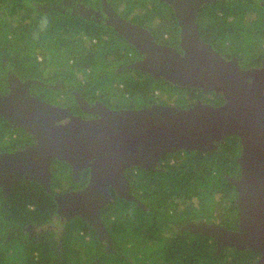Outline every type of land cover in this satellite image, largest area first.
I'll return each instance as SVG.
<instances>
[{"label":"trees","instance_id":"trees-1","mask_svg":"<svg viewBox=\"0 0 264 264\" xmlns=\"http://www.w3.org/2000/svg\"><path fill=\"white\" fill-rule=\"evenodd\" d=\"M90 1L96 3L99 0ZM110 1L116 6L124 3L123 14L148 26L159 42L178 46L180 25L168 2ZM263 2L215 0L203 4L198 15L203 38L225 57L238 56L243 67L260 65L264 55ZM137 8L141 10L137 11ZM14 16H18L15 24L12 23ZM44 18H47L46 26H42ZM4 53L13 59L10 66L2 60ZM40 54L43 59H39ZM133 54H138L137 48L113 26H102L74 14L64 0H0V89L7 85V71L13 68L22 79L33 77L57 85L55 78H61L64 86L58 85L60 95L71 90V97L75 98L72 92L77 89L88 100L100 99L112 108L169 103L161 98L163 94L172 98L177 96L173 103L179 107H189L198 99L215 105L225 101L221 92L209 93L201 87L179 85L128 67L127 64L134 60ZM50 67V73L46 74ZM68 86L70 89L66 90ZM183 93L191 99L185 98ZM54 97L56 104L71 106L59 99V95ZM43 98L52 101L45 95ZM72 107L76 113L81 112L77 105ZM2 125L5 127L0 129L1 151L34 142L26 130L0 116ZM241 150L239 135H231L214 150L169 152L160 162L164 169L142 166L127 169L133 183L132 191L145 206L120 197L111 188L114 200L102 209L104 223L114 239V246L109 248L103 244L95 227L81 215L69 220L60 252L50 246L48 234L47 239L30 245L19 238L16 234L27 231L22 223L47 224L59 206L42 184L21 179L13 187L7 207L4 206L6 197L0 195V264L251 262L260 253L256 249L225 246L218 254V243L213 237L186 230L189 235L184 239L171 226V223L186 219L214 218L216 203L223 210L220 221L230 228L238 225V191L227 173L240 175L238 156ZM64 164L61 168L60 165L52 166V184L56 191L65 189L64 184L75 185L69 164ZM81 174L88 178L90 170L85 168ZM218 194L221 198H216Z\"/></svg>","mask_w":264,"mask_h":264},{"label":"water","instance_id":"water-1","mask_svg":"<svg viewBox=\"0 0 264 264\" xmlns=\"http://www.w3.org/2000/svg\"><path fill=\"white\" fill-rule=\"evenodd\" d=\"M164 1L174 8L180 25L178 46L157 41L147 26L103 0L107 23L144 54L128 67L179 85L221 92L225 101L112 108L101 100L91 103L76 91L82 111L97 115L87 118L70 106L35 95L31 86L39 79H22L10 71L9 90L0 93V116L26 130L34 143L0 153V186L9 197L19 180L32 179L53 192L56 159L70 163L75 174L89 168L83 188L56 194L55 199L71 215L90 222L101 240H112L102 217L103 207L114 200L111 187L120 197L138 201L127 169L151 168L167 153L181 149L214 150L228 136L239 135L241 175L231 177L238 190L239 228L202 219L188 221L182 229L213 237L218 243L216 253L225 246L259 250L262 255L252 264H264V58L260 66L243 67L238 56L225 57L203 38L199 11L215 0ZM77 12L85 16L87 10Z\"/></svg>","mask_w":264,"mask_h":264},{"label":"flooded vegetation","instance_id":"flooded-vegetation-1","mask_svg":"<svg viewBox=\"0 0 264 264\" xmlns=\"http://www.w3.org/2000/svg\"><path fill=\"white\" fill-rule=\"evenodd\" d=\"M95 1H97V0H95ZM110 1V0H109ZM110 2H112V1H110ZM64 3H66V5L68 6V7H72V12L74 13V14H78V15H80V13L79 12H77V11H80V10H84V9H86L87 10V12H86V15L85 16H83L82 15V17H84V18H87L88 20H90V21H95V22H97V23H99V24H101L102 26H109L110 24H108L107 23V17H106V14H105V12H104V9H103V0H99V1H97L96 3H93V2H91L90 0H64ZM112 4H113V2H112ZM63 5V4H62ZM56 6L57 7H59V6H61V4H56ZM113 6L115 7V9H117L118 10V12L121 14V15H123V16H125L124 14H123V9H119V8H116V6H115V4H113ZM110 26H112V25H110ZM146 26V25H145ZM148 27V26H147ZM149 28V27H148ZM107 29V28H106ZM150 29V28H149ZM151 30V29H150ZM153 33V32H152ZM122 35V34H121ZM158 41V40H157ZM162 43V42H161ZM144 57V54H142V53H140L139 51H138V54L137 55H135V54H133V59L134 60H132L130 63H132V62H134V61H137V60H140V59H142ZM264 58V55H263V57H262V59ZM262 59H261V61H262ZM129 63V64H130ZM129 64H127V66L129 65ZM261 65V64H260ZM260 65H254V66H260ZM11 71V73L12 74H18L13 68H9L8 69V71H7V77H9L8 75H9V72ZM18 76L19 77H21L19 74H18ZM22 78V77H21ZM9 79V78H8ZM7 79V85H5V86H3L1 89H0V93H6V92H8V90H9V87H10V83H9V80ZM23 79H26V78H23ZM41 82H39L40 84H42L43 86H45L46 87V85L47 86H54L55 84H52V83H50V82H48V81H46V80H44V79H41L40 80ZM56 82H57V85H60V86H64V83L62 82V80H58V79H56L55 80ZM59 82H60V84H59ZM36 84V83H35ZM34 84H32V86H33ZM7 86H8V89H7ZM32 86H31V90H32ZM76 91H79V90H77V89H75V90H73V93L74 92H76ZM32 92L35 94V95H37V96H39V97H41V98H43V96H42V94H40L39 95V93L38 92H36L35 90H32ZM79 92H81V91H79ZM82 93V92H81ZM209 93H211V91H209ZM97 100H100V99H95L94 101H90L91 103H94V102H96ZM199 100H205V99H198V100H196L195 102H197V101H199ZM74 101V102H73ZM207 101V100H206ZM194 102V103H195ZM71 108L73 109V111L75 112V110H74V108L72 107V106H74V104L75 105H77L78 107H80V105H79V103L77 102V100H76V98H74V100H71ZM167 104H173V105H175L174 103H167ZM80 109H81V112L80 113H76V114H82V115H84L85 117H87V118H91V117H96L97 115L96 114H94V113H88V112H83V111H85V110H83L81 107H80ZM83 110V111H82ZM22 147H24L23 145L21 146V148ZM18 148H20V147H17V148H14V149H12V150H15V149H18ZM6 151H8V150H0V153H2V152H6ZM241 152H242V150H241ZM168 154V153H167ZM241 154V153H240ZM166 156V155H165ZM165 156H163L161 159H160V161H159V163L156 165V166H153V167H155V169H164V167L162 166V164H160V162H163V158L165 157ZM238 158H239V156H238ZM64 162L65 161H59L58 159H56L53 163H52V166H54V167H58L59 165H60V168L61 167H63V166H65V164H64ZM68 163V162H67ZM69 165L68 166H70V168H71V172H72V174H73V176H74V178H75V185L74 186H70L69 184H66V186L64 187L65 189H63V190H61V189H58V191H56L55 190V187H53V184H52V187H53V192H50L53 196H54V198H55V195L56 194H62V193H65V192H68V191H71V190H76V189H80V188H83L86 184H87V182H88V180H89V177L88 178H86V177H83L82 176V174H81V172L85 169L84 167L82 168V169H80L79 170V172H78V174H75L74 172H73V168H72V166L70 165V163H68ZM153 167H151V168H153ZM129 169H131V168H129ZM53 170V169H52ZM88 170H89V168H88ZM240 170H241V168H240ZM240 175H241V171H240ZM240 175H238L237 177L235 176V175H232V174H229V173H227V176H228V178L231 180V177H235V178H239L240 177ZM89 176H90V174H89ZM127 176H129V175H127ZM52 179H53V176H52ZM130 179V178H129ZM131 180V179H130ZM66 183V182H65ZM132 183V182H131ZM16 185V184H15ZM14 185V186H15ZM132 186H133V183H132ZM113 190H114V188L113 187H111ZM57 189V188H56ZM12 190H13V188H12ZM12 190H11V193H10V195L12 194ZM132 190H133V187H132ZM115 191V190H114ZM238 191V190H237ZM49 192V191H48ZM1 193L2 194H4V196L6 197V202L4 203V206H8L7 205V203L9 202V198H10V196L8 197L7 196V192H6V190L1 186L0 187V195H1ZM133 193L135 194V191H133ZM135 196H137V194H135ZM113 197H114V195H113ZM238 197V196H237ZM237 197H236V201H237ZM137 198H138V196H137ZM142 202L143 204H141V205H144L145 206V203L141 200V199H139L138 198V201L137 202ZM239 209V208H238ZM76 216H78V215H71L68 211H66L65 209H63L62 207H60V206H58V209H57V212H56V214L53 216V218H52V221H49V223H47V224H38V223H35V222H25L24 224H21L22 226H23V228H25L27 231L26 232H24V233H21V234H16L19 238H22V240H24L26 243H28V245H30L32 242H37V241H39V240H45V239H47V234L49 235V238H50V246L52 247V248H57L58 250V252H60L62 249H63V244H64V242H65V236L67 235V233H68V223H69V220L70 219H73L74 217H76ZM102 217H103V211H102ZM239 217H240V212H239ZM202 219H207V218H195V219H186L185 221H183V222H174V223H171V226L172 227H174V229H176L177 230V233L178 234H180L181 235V237L182 238H184V239H186L187 238V236L189 235V234H187L186 233V230L184 229H182V226H184V224L186 223V222H188V221H191V220H197V221H199V220H202ZM207 220H210V221H214V222H219V223H222L220 220H215V219H207ZM104 221V220H103ZM224 224V223H223ZM239 226H240V221L238 222V225L236 226V227H238L239 228ZM236 227H234L233 229H238V228H236ZM108 229V228H107ZM169 229H170V227H169ZM109 230V229H108ZM110 232V231H109ZM185 232V233H184ZM191 232V231H190ZM111 233V232H110ZM169 236H172L171 234H169V233H167ZM111 236H112V234H111ZM29 240H31V242H29ZM114 239H113V236H112V240H109V239H105V240H102L103 241V244L107 247V248H109V247H111V246H114V241H113ZM224 249V248H223ZM222 249V250H223ZM244 249H249V248H244ZM251 250H253V249H251ZM259 251V250H258ZM260 253L259 254H257V255H255L254 256V259H253V261H251V262H247V263H241V262H233L232 264H252V263H254L255 261H257L259 258H260V256L262 255V253H261V251H259ZM221 253V252H220ZM220 253H218V254H220Z\"/></svg>","mask_w":264,"mask_h":264},{"label":"rangeland","instance_id":"rangeland-1","mask_svg":"<svg viewBox=\"0 0 264 264\" xmlns=\"http://www.w3.org/2000/svg\"><path fill=\"white\" fill-rule=\"evenodd\" d=\"M114 2V1H113ZM124 3L123 4H120V5H115L116 6V8H119V9H123L124 8ZM137 11H140L141 9L140 8H137L136 9ZM124 13V12H123ZM17 17L18 16H14V17H12V23L13 24H15L16 22V19H17ZM11 53L14 55V52L13 51H11ZM39 59H43V57H42V54H40L39 55ZM2 60L5 62V64H7L8 66H10L12 63H13V59H12V57H11V55L10 56H7V54L6 53H4V56L2 57ZM50 70H51V67L49 68V69H47L45 72H46V74H49L50 73ZM57 78H55V80H56ZM59 79H61V78H58V80ZM59 84H60V82H59ZM68 89H70V86H68V87H66V90H68ZM32 90H35L36 92H38L39 93V95L40 94H42V96L43 95H45V96H47L49 99H51L52 101H50V102H53V103H55V97L54 96H57L58 97V95L60 96L59 97V99H61L62 101H64L65 103H70L71 101V99H74L73 97H71V90L69 91H67V92H63V93H61V95H60V91H59V88H58V85H54V87H51V86H47L46 85V87H44L42 84H34L33 86H32ZM67 93V94H66ZM66 94V95H65ZM72 95L75 97V95H74V93L72 92ZM182 95H184V97L185 98H188L189 100L191 99V97L187 94V93H183ZM41 96V95H40ZM66 96H68L67 98H66ZM161 98L162 99H164V100H166L167 102H169V103H173V102H175V99L177 98V96L176 97H174V98H172V97H170V96H168L167 94H163V96H161ZM65 99V100H64ZM67 101V102H66ZM5 127V125H2V126H0V129H2V128H4ZM4 141L6 142L7 141V137L4 139ZM66 186V184H64V187ZM216 198H221V194H218L217 195V197ZM181 201V200H180ZM181 204L180 205H183L182 204V202H180ZM219 204H215V206H217L216 207V211H215V217L213 218V219H215V220H220L221 219V217H222V213H223V210L221 209V207H219L218 206ZM0 209H1V206H0ZM22 224H24V223H22ZM14 257V256H13ZM93 264H99L98 262H93Z\"/></svg>","mask_w":264,"mask_h":264},{"label":"clouds","instance_id":"clouds-1","mask_svg":"<svg viewBox=\"0 0 264 264\" xmlns=\"http://www.w3.org/2000/svg\"><path fill=\"white\" fill-rule=\"evenodd\" d=\"M47 25V18H44L43 21H42V26H46ZM34 143V142H33ZM28 144H31V143H27ZM26 146V145H25ZM24 146V147H25ZM21 148V147H20Z\"/></svg>","mask_w":264,"mask_h":264}]
</instances>
